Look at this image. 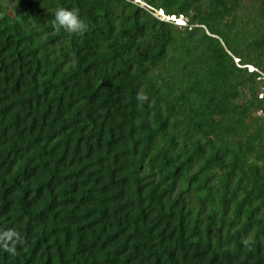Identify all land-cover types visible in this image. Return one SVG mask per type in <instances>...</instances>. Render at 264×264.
I'll return each instance as SVG.
<instances>
[{
	"label": "trees",
	"instance_id": "1",
	"mask_svg": "<svg viewBox=\"0 0 264 264\" xmlns=\"http://www.w3.org/2000/svg\"><path fill=\"white\" fill-rule=\"evenodd\" d=\"M8 230L0 264H264V0H0Z\"/></svg>",
	"mask_w": 264,
	"mask_h": 264
},
{
	"label": "clouds",
	"instance_id": "2",
	"mask_svg": "<svg viewBox=\"0 0 264 264\" xmlns=\"http://www.w3.org/2000/svg\"><path fill=\"white\" fill-rule=\"evenodd\" d=\"M139 1V0H137ZM158 13H161L163 16L166 15L162 10L157 11V15L160 18L169 20L170 18L161 17ZM172 20L177 24L186 23L185 18L183 16L176 17L175 15L170 16ZM178 20L179 22H176ZM54 26L62 29L65 32H69L73 35H83L88 30V24L81 18L80 14L75 10L60 8L56 11L54 17ZM250 68L253 66L249 65ZM19 239V234L14 230L5 231L2 235H0V244L3 245L9 251H14V249L9 248V242H12Z\"/></svg>",
	"mask_w": 264,
	"mask_h": 264
},
{
	"label": "rangeland",
	"instance_id": "3",
	"mask_svg": "<svg viewBox=\"0 0 264 264\" xmlns=\"http://www.w3.org/2000/svg\"><path fill=\"white\" fill-rule=\"evenodd\" d=\"M141 3H142V4H145L143 1H141ZM158 14H159L161 17H164V18H170V19H171L170 16H169V17H168V16H165V15L163 16L161 13H158ZM185 21H186V19H185ZM176 22H179V21L176 20ZM184 24H185V23H184ZM251 68H252V67H251Z\"/></svg>",
	"mask_w": 264,
	"mask_h": 264
},
{
	"label": "bare ground",
	"instance_id": "4",
	"mask_svg": "<svg viewBox=\"0 0 264 264\" xmlns=\"http://www.w3.org/2000/svg\"><path fill=\"white\" fill-rule=\"evenodd\" d=\"M180 25H186V24H180Z\"/></svg>",
	"mask_w": 264,
	"mask_h": 264
}]
</instances>
